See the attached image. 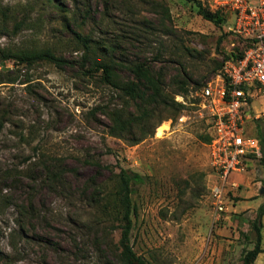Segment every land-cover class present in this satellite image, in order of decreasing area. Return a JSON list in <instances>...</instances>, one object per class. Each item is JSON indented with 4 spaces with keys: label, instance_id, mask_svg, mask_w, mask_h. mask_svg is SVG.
Segmentation results:
<instances>
[{
    "label": "rangeland",
    "instance_id": "1",
    "mask_svg": "<svg viewBox=\"0 0 264 264\" xmlns=\"http://www.w3.org/2000/svg\"><path fill=\"white\" fill-rule=\"evenodd\" d=\"M200 1L209 8V0ZM16 22L21 23L14 29ZM232 22L226 16L220 23L205 19L196 0H0L1 49L48 47L69 62L16 67L12 59L0 61V80L3 73L17 78L0 83V110L8 111L0 117V188L19 202L31 197L40 214L31 238L14 239L18 254L8 236L14 209L0 211V247L14 256L8 264H119L110 249L119 229L96 200L112 189L121 167L143 176L131 195L130 242L150 264H242L264 202L262 152L229 174V185L238 187L230 188L225 211L214 220L210 187L215 174L207 143L211 122L192 103L231 52ZM75 33L90 37L92 45L120 46L124 52L116 59H143L161 68L168 89L173 76L184 72L190 77L182 94L186 104L177 112L163 111L165 119L136 143L110 135L111 121L103 110L121 106L123 98L100 81V72H86L90 62L83 59ZM118 73L131 76L126 69ZM125 108L136 112L132 102ZM40 152L59 159L54 164L64 170L60 180H46L45 169L35 163ZM95 187L101 191L92 198ZM261 223L264 247V214ZM254 264H264V252Z\"/></svg>",
    "mask_w": 264,
    "mask_h": 264
},
{
    "label": "trees",
    "instance_id": "2",
    "mask_svg": "<svg viewBox=\"0 0 264 264\" xmlns=\"http://www.w3.org/2000/svg\"><path fill=\"white\" fill-rule=\"evenodd\" d=\"M198 3V13L207 20L214 23H220L224 20L225 15L220 10L210 11L209 8L202 6L200 0ZM21 22L14 24V29L20 26ZM5 27V26H4ZM232 38L234 46L231 47V52L224 56L225 59L237 60L242 55V48L249 44L247 38L236 36L228 32ZM76 37L82 42L84 48L83 59L90 62V66L86 72L91 74L100 72L99 79L102 83L119 91L122 96L123 104L119 107L103 110L108 116L111 123L108 126V133L112 136L130 138L133 143L146 137L152 133L156 127L165 118L161 116L163 111L177 112L183 106L175 100L176 94H187L190 77L184 72L178 71L179 75L173 76L170 80V89L167 88L163 71L161 68L156 69L149 64L147 60L135 59L125 60L116 59L117 53H123L122 48L112 43H96L92 45V39L86 35L75 33ZM221 38H218V43ZM99 51V55L97 50ZM12 59L16 67L21 65H32L37 62L46 60L56 64L59 67L69 63L64 57L57 55L51 48L40 49H19L16 51L4 50L0 48V61ZM222 62L218 63L217 71L221 68ZM126 69L131 76L122 78L118 73L119 70ZM215 69V70H216ZM4 79L2 82L13 83L17 79L9 73H3ZM1 79V78H0ZM30 79L25 78L23 82H28ZM198 83V82H197ZM172 89V90H171ZM132 102L136 108L133 113L125 108L126 105ZM3 115L7 117L8 111L6 108L0 110V117ZM4 124L3 119L0 118V126ZM152 128V129H151ZM257 134L260 138L261 160L264 162V125L259 121L256 122ZM211 136H207V143ZM36 150V148H35ZM251 156H254L252 154ZM27 159H31L30 157ZM59 159L49 158L42 152L40 157L36 160L40 166H43L46 172V180L49 182L60 180V175L63 169L57 166ZM49 164H52L49 166ZM100 166V164H98ZM5 178L10 174V171L5 172ZM143 181V176L137 171H132L126 168H120L114 176V184L112 189L106 191L104 197L97 201V206L103 215L112 216L116 221L113 227L119 229V238L114 247H111L114 259L119 264H150L143 256L138 254L130 242V231L132 228V214L134 212V204L132 201V193L134 192V185ZM16 182L12 180V185ZM264 186V180L262 182ZM92 198H95L96 193L101 190L95 187ZM95 200V199H94ZM12 207L14 209L13 227L9 228L8 236L10 238V245L15 253H18L15 238L29 239L31 232L35 230V221L40 216L39 211L36 210L31 197L24 202L15 200L8 190L3 191L0 188V211ZM264 214V202L258 207L257 218L252 222V227L255 231L253 239V246L244 250L241 256L242 264H254L259 253L264 252L262 247L261 234V217ZM42 220L46 218L42 216ZM34 234V233H33ZM37 239H42L37 236ZM49 243H51L49 241ZM19 254V253H18ZM14 260V256L5 252L0 247V263L8 264ZM109 264L112 261L107 260Z\"/></svg>",
    "mask_w": 264,
    "mask_h": 264
},
{
    "label": "built area",
    "instance_id": "3",
    "mask_svg": "<svg viewBox=\"0 0 264 264\" xmlns=\"http://www.w3.org/2000/svg\"><path fill=\"white\" fill-rule=\"evenodd\" d=\"M208 5L233 18L228 32L250 41L240 58L223 60L215 78L199 87L192 102L197 114L211 122L208 148L215 181L210 194L216 220L225 211L224 197L238 187L235 182L229 185V174L246 167L252 154L261 156L256 126L251 132L249 125L264 124V0H209ZM175 100L186 104L182 94Z\"/></svg>",
    "mask_w": 264,
    "mask_h": 264
},
{
    "label": "bare ground",
    "instance_id": "4",
    "mask_svg": "<svg viewBox=\"0 0 264 264\" xmlns=\"http://www.w3.org/2000/svg\"><path fill=\"white\" fill-rule=\"evenodd\" d=\"M161 129H162V126H160V127L158 128L157 135H159V134L161 133ZM161 134H162V133H161Z\"/></svg>",
    "mask_w": 264,
    "mask_h": 264
},
{
    "label": "water",
    "instance_id": "5",
    "mask_svg": "<svg viewBox=\"0 0 264 264\" xmlns=\"http://www.w3.org/2000/svg\"><path fill=\"white\" fill-rule=\"evenodd\" d=\"M260 193H264V186L261 187Z\"/></svg>",
    "mask_w": 264,
    "mask_h": 264
}]
</instances>
